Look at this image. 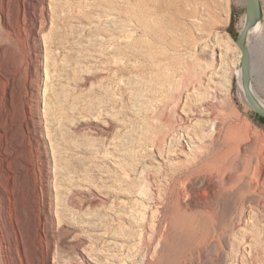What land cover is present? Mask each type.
<instances>
[{
	"label": "rangeland",
	"instance_id": "rangeland-1",
	"mask_svg": "<svg viewBox=\"0 0 264 264\" xmlns=\"http://www.w3.org/2000/svg\"><path fill=\"white\" fill-rule=\"evenodd\" d=\"M146 1L0 0V264H264L246 0Z\"/></svg>",
	"mask_w": 264,
	"mask_h": 264
},
{
	"label": "water",
	"instance_id": "water-1",
	"mask_svg": "<svg viewBox=\"0 0 264 264\" xmlns=\"http://www.w3.org/2000/svg\"><path fill=\"white\" fill-rule=\"evenodd\" d=\"M263 19V6L261 0H246V21L236 41L241 52V83L248 105L264 118V104L257 98L253 86L252 53L248 40L252 31L261 24Z\"/></svg>",
	"mask_w": 264,
	"mask_h": 264
},
{
	"label": "bare ground",
	"instance_id": "bare-ground-1",
	"mask_svg": "<svg viewBox=\"0 0 264 264\" xmlns=\"http://www.w3.org/2000/svg\"><path fill=\"white\" fill-rule=\"evenodd\" d=\"M43 1H44V0H43ZM45 1H46V0H45ZM143 2H144V1H143ZM145 2H147V1L145 0ZM172 5H173V4H171V6H172ZM159 7H160V6H159ZM167 7H168V6H167ZM173 7H174V6H173ZM173 7H172V8H173ZM170 8H171V7H169V9H170ZM159 9H160V8H159ZM165 9H166V8H165ZM167 9H168V8H167ZM161 10H162V8H161ZM161 10H160V11H161ZM156 11H157V10H156ZM160 11H159V12H160ZM151 12H152V10H151ZM161 12H162V11H161ZM154 15H155V14H154ZM260 27H261V24H259V25H258L253 31H259V30H260ZM259 32H260V31H259ZM258 34H259V35H258ZM258 34L255 36L257 42H259V41L261 40V38H262V37H261V33H258ZM253 39H254V38H253ZM254 92H255L257 98L262 102V104H264V99L260 96L259 92L255 90V88H254ZM246 134H247V133H246ZM254 134L257 135L256 133H254ZM259 134H260V133H259ZM255 135H253V139H254V136H255ZM259 136H260V135H259ZM259 136H258V137H259ZM261 136H263V135H261ZM258 137H256V138L258 139ZM250 138H251V136H250ZM262 138H263V141H264V137H262ZM259 140H261L260 137H259ZM251 142H252V141H251ZM258 142H259V141H257V145H258ZM262 143H263V142H262ZM262 143H261V144H262ZM254 144L256 145L255 141H254ZM249 147H250V146H249ZM255 147H256V146H255ZM250 149H251V148H250ZM255 150H257V149L255 148ZM255 150H254L253 152H255ZM250 151H251V150H250ZM255 153H256V152H255ZM252 154H253V153H252ZM263 155H264V154H263Z\"/></svg>",
	"mask_w": 264,
	"mask_h": 264
},
{
	"label": "trees",
	"instance_id": "trees-1",
	"mask_svg": "<svg viewBox=\"0 0 264 264\" xmlns=\"http://www.w3.org/2000/svg\"><path fill=\"white\" fill-rule=\"evenodd\" d=\"M263 120H264V118H263Z\"/></svg>",
	"mask_w": 264,
	"mask_h": 264
}]
</instances>
